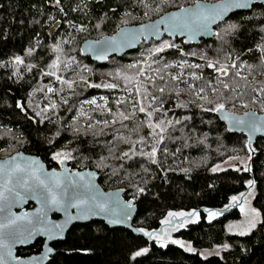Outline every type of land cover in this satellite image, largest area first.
Listing matches in <instances>:
<instances>
[{
	"label": "trees",
	"instance_id": "1",
	"mask_svg": "<svg viewBox=\"0 0 264 264\" xmlns=\"http://www.w3.org/2000/svg\"><path fill=\"white\" fill-rule=\"evenodd\" d=\"M194 1L167 0L164 3L162 0H145L148 4L145 7L140 0H62L60 7L67 13L65 16L57 6H52L55 0H0V60L8 63L7 68L0 69V158L23 151L40 156L51 168L62 164L52 159L54 152H70L74 158L64 161L71 168L93 169L100 174L99 183L104 189L122 187L125 189V198L137 196V213L133 221L135 232L121 228L109 229L100 221L86 225L76 224L68 231L64 241L56 245L58 252L48 264H264V139L259 138L248 146L244 134L229 133L215 112L205 113L197 107V104L207 107L204 101L185 92L182 96H173L164 108L172 110L168 112L167 119L175 121L184 116L192 119L185 121L188 127L172 133L174 141L169 140L168 134L164 133L166 138L157 147H166L167 151L157 152L158 163L152 164L143 156H133L130 160L125 158L122 161L115 156L128 151L130 147L136 152L151 150L154 143L151 138L147 144L138 143L148 129L139 133L131 131L139 121H124L129 125L127 129L116 124L113 127L120 129L129 140V143L119 142L113 138V134H101L102 129L104 133H109L110 129L95 123L97 120L111 121L112 115L102 114L101 108L83 107L85 99L95 97L97 101L107 100L108 107L113 112L117 111L115 101L128 94L125 82L115 79V73L120 71L123 74L127 70V74L135 77L136 70L129 66L139 62L138 66L141 67V46L121 57L113 56L101 64L81 55L82 41L112 34L125 23L134 24L154 19L172 8L189 5ZM85 2L88 7L83 12L72 11L77 4L83 6ZM254 6L249 11L235 12L229 16L227 24L222 22L217 25L216 33L223 34L227 43H223L219 36H213L201 39L198 44H190V47H200L208 58L219 60L222 64L246 61L251 67L241 68L248 80L240 81V92L247 90L246 84L249 87H264V52L255 47L264 44L261 40L264 33L259 30L260 22L264 20V3L258 2ZM149 8H159V11L144 15ZM111 9L116 11L112 12ZM104 13H107V17ZM247 17L253 19L248 20ZM97 23L101 24L99 29L94 27ZM232 23L242 24L243 27L239 32L229 35L225 29ZM70 24L87 25V30L76 31ZM66 39L70 43L62 44V53L51 51L53 44ZM183 46L190 48L186 44ZM246 46L253 50L245 52ZM29 48H34L31 56L27 55ZM16 55L24 59V64L18 66L20 74L9 79L16 70L10 63ZM57 56L62 63L55 70L56 74L65 80L76 81L73 89H68L66 84H62L54 76L42 75L53 71L49 65ZM71 58L75 60L69 64ZM167 60L170 62L169 58H165ZM31 65L35 67L29 71L28 67ZM174 68L178 72L183 71L190 83H199L192 80L189 74L193 71L200 73V69ZM211 71L203 68L205 74ZM162 72L166 73V70ZM168 73L173 74L175 70L170 69ZM80 76L93 84L117 83L119 87L85 88ZM165 80L169 81L167 74ZM157 84L162 85L163 82L157 80ZM48 87L56 91L49 93ZM185 87L184 84L177 85L178 89ZM171 90L172 83L169 81L166 92ZM209 98L216 99L211 95ZM64 99L69 104L76 102V107L66 111L68 105L63 103ZM17 100L28 101L29 116H35L36 112L49 108L48 112L41 113V117H36L43 122L36 124L25 119V115L14 107ZM52 103L57 105L55 109H51ZM181 103L185 105L184 108L179 107ZM226 108L236 113L249 109L260 112L263 110V102L258 98L252 103L248 96H244L235 102V106L229 104ZM119 110L126 114L132 112L130 105L121 106ZM136 115L140 120L146 121L144 114L137 112ZM89 116L92 117L91 121L88 120ZM90 123L92 127H89ZM175 127L180 129L182 126L176 124ZM77 128L79 132L76 131ZM113 145H116V149L114 154H110L108 148ZM232 156L242 160L249 170L244 171L240 167L239 171H210L211 166ZM101 157L105 159L101 161ZM98 164L102 166L98 167ZM249 180L254 181V186L249 187ZM136 186L146 187L150 191L145 196H139ZM248 188L253 194L251 205L261 213L256 228L248 235L240 236L226 230L229 221L240 218L238 208L228 209L213 220L208 219L204 209H222L228 205L232 196L240 195ZM192 210L200 213L199 221L189 222L175 230L173 235L186 241L194 251L189 252L165 240L166 246L161 247L157 240L143 234L154 232L162 236L163 228H171L162 223L169 212ZM141 229L143 232L139 231ZM224 244L229 247L224 249ZM145 247L149 249L148 253L133 261L131 256L134 252ZM36 248H39V243ZM215 248L218 251L214 254L204 256L201 253Z\"/></svg>",
	"mask_w": 264,
	"mask_h": 264
},
{
	"label": "snow or ice",
	"instance_id": "2",
	"mask_svg": "<svg viewBox=\"0 0 264 264\" xmlns=\"http://www.w3.org/2000/svg\"><path fill=\"white\" fill-rule=\"evenodd\" d=\"M61 2L62 0H55V5L59 8V11L64 13L66 16L67 13L64 12V8L60 7ZM162 2L167 3V0H162ZM141 3H144V6L148 7V4L145 3V0H141ZM87 7L88 4L86 2L83 4V6L77 4L76 8L72 9V11L83 12ZM250 7H255L252 5L251 0H219L218 3L212 5L210 8L203 6L197 7L195 9H183L180 13L171 14L166 19L161 18V20L155 24L142 26L138 32H132L130 34L122 33L120 39H117V37L108 38L104 42V45H102L99 49L101 54L97 56V59H105L106 55L103 53H106L109 50L116 52L121 48L134 46V42L138 41L140 36H143L145 40H147L149 37L159 38L161 35L159 31V25L161 24L165 26V31L170 36L186 35L188 37L187 42L189 43L199 35L219 36L223 43H227V41L224 40V35L221 33H213L210 26L216 24L217 21H223L225 24H227L228 21L225 19V17L228 15V13L233 12L234 10L249 9ZM111 11L115 12L116 10L111 9ZM151 11H159V8H149V11H146L143 14L149 15V12ZM85 15L87 16V12H85ZM104 16L107 17V13H104ZM246 19L251 20L253 17H247ZM89 23H91V20H89ZM70 26L79 32L87 30V25L84 24L79 26L70 24ZM94 27L99 29L101 24L97 23L94 25ZM241 27H243L242 24L232 23L228 25V28L225 29V32L230 35L233 32H239ZM259 30L261 33H264V20L260 22ZM53 39H55V37H53ZM261 40L264 41V35L261 36ZM68 43H70V40L68 39L63 40L61 43H55L51 46V51L53 53H62V44ZM99 43L100 42L98 41L97 44ZM255 47L259 51L264 52V44H259ZM167 49H176L181 56L199 55L200 58L205 61L204 65L198 63H189L186 59L181 60L179 63H169L165 61L164 64L165 68L178 67L180 69H184L187 67L189 69H200V73L193 71L189 74L192 80L198 81L199 83H190L189 80L185 78V73L183 71L177 72L175 74L163 73L161 69L157 68L154 70L157 73L156 76L148 75V69L139 67L138 62L137 64L129 66V68H134L136 70L135 77L127 74V70H125L123 74L120 71L115 73V79L123 80L125 82V90L128 94L127 97H122L115 101L117 107L116 112H113V109L108 107L107 100H105L103 105L97 104L95 99L88 101L89 104L95 105L97 108H101L102 114H110L113 116L111 121L107 119L95 121L96 124H103L105 128L110 129L109 133H104L102 129L101 134H113V138L119 142L129 143V140L123 135V133L120 132V129L114 128L113 126L119 124L121 128L127 129L129 125L125 124L124 121H139V123H137L136 126L131 129V131L139 133L145 128L148 129V131L144 132V135L140 137L138 143L147 144L149 142V138L154 141L151 150L148 152H136L130 147L128 151H122L121 155L115 156L116 159L123 161L125 158L130 160L133 158V156H143L146 157L152 164H157V152L159 151L163 153L167 151L166 147L163 149L157 147V145L164 142L166 138L164 133L168 134L167 138L169 140L174 141L175 138L172 136V133L182 131L183 128L188 127V124L185 123V121H191L192 119L188 116L177 118L175 121L172 119H167L168 112L172 110L164 108V105L168 103L173 96H180L185 92H190L198 100H202L208 105L206 107L204 104H197V107H199L201 111L205 113H221L222 119L229 120L235 125H243L253 131L260 130L257 126V121L254 114L249 117V113L246 112L244 115L249 117V119L245 120L225 111L229 104L235 106V102L244 96H248L250 102L252 103H255L258 98L264 102V87H249L246 84L245 87L247 90L245 92L239 91L240 81L248 80V77L244 76L241 72L242 67H251L246 61L240 60L239 63L232 62L228 64H222L219 60H211L203 52L197 53L195 51H190L186 53L182 48H179L171 41H161L160 45L154 49V53L161 54ZM252 50L253 48L247 46L244 48L245 52ZM33 52L34 48H29L27 50V55L31 56ZM74 60L75 58H71L68 63L70 64ZM159 60L160 57L156 56L154 63H159ZM10 63L13 67H15L16 70L12 72L9 79L20 74V68L18 66L24 64V59L20 55H16L11 59ZM61 63L60 57H55V59H53L52 63L49 65L53 71L44 72L42 75L54 76L62 84H66L68 89H73L76 81L65 80L56 74L55 70L60 68ZM7 67L8 63L0 60V69H5ZM33 67H35V65L29 66L28 70L31 71ZM150 67L151 65H149V68ZM204 67L211 69L212 71L205 74L203 72ZM165 74L168 75L169 81L172 83V90L170 92H166L169 81L165 80ZM157 80L163 82V84L158 85ZM80 81L83 83L85 88L104 87L106 89H117L119 87V84L117 83L93 84L83 76H80ZM179 84H184L186 87L183 89H178L177 85ZM129 85L131 86L129 87ZM41 91H43V89H41ZM55 91L56 90L52 87L47 88V92L49 93H53ZM233 93H236L237 95L234 96ZM209 95L214 96L216 99H210ZM63 103L68 105L66 111H71L74 107H76V102L69 104L67 99H64ZM193 103H195V101ZM27 105V100H17L15 101L14 107L23 113L25 115V119H27L29 122L36 124L42 123L43 121L37 120L36 117H41V113L48 112L49 108L46 107L42 109L41 112H36L35 116H29ZM129 105L132 108L131 114H126L125 111L119 110L121 106L127 107ZM243 106L247 107V104H244ZM50 107L51 109H55L57 105L52 103ZM179 107L184 108L185 105L181 103L179 104ZM137 112L144 114L146 121L140 120V118L136 115ZM88 120L91 121L92 117L89 116ZM48 122H51V118L48 119ZM176 124H179L182 127L177 129L175 127ZM92 126L93 125L90 123L89 127ZM37 131H39V129H37ZM76 131L79 132V129L77 128ZM57 136H59V132L57 133ZM115 149L116 145H113L112 147L108 148V151L110 154H114ZM129 152H132L131 156L129 155ZM71 158L74 157H72L70 152L56 151L52 154V159L59 161L60 163H64V160ZM104 159V157H101V161ZM97 166L100 167L102 164H98ZM123 166L124 165L122 163L121 167ZM147 170L148 169H145V171ZM218 170L223 171L224 169H220L219 166L212 168L213 172ZM248 170L249 168L246 166L244 171ZM0 171H3L6 176L5 191L12 193L15 191L17 186L24 190V195H21L20 192H15V195L11 200H9V196L5 195V191H0V201H7L9 203L8 212L10 217L7 224H0V250H3L0 251V264H10V262L13 260L16 262V264H31V261H25L19 257H13L12 244L24 243L28 238L34 236H44L48 241L61 238L60 233L63 231L64 226L54 222L49 224L47 221L49 211H64L67 213L68 208L80 209L81 215L68 217V220L71 221L75 219L86 220L89 218V215H95L98 212H104L109 215H123L125 218H129L130 210L134 208L133 201H127L122 205L117 204V207L120 208L119 213L110 208L109 202L107 200H103L95 194V185L92 183L91 174H89V178H86L79 172L70 175L66 172L64 174V178L61 179V177L56 173L49 174L44 172L43 167L40 166L37 161H31L24 167H21L19 164H15L13 165L12 171H8L4 166H0ZM184 171H187V169ZM237 171H239V169H237ZM12 172H22L24 175L17 177L13 188L9 189L7 188V185L12 183ZM247 183L249 187L254 186V181L252 180H249ZM148 191L150 190L146 187L136 186V192L139 196L147 195ZM249 195H251V193H249ZM26 197L39 200L41 203V208L38 209L34 218L29 217L27 214L12 218L10 205L20 202ZM135 199H137V196L133 197V200ZM247 202L248 200L244 193H241L239 196L234 195L231 197V204L227 205L225 209L227 210V208L239 207L240 211L244 213L245 219L248 222V230L239 231L238 235L240 236L248 235L252 229L256 228L257 222L261 216V213L255 208L246 209L245 205ZM204 211L207 213L209 220H213L223 214V210L218 212L210 209H204ZM168 217L169 219H165L162 221V223L171 224L172 220L179 218L180 223L173 229L178 230L189 222H198L200 219V213L195 210L190 212H169ZM17 221H26L27 225L14 228L13 230L6 233L3 231V229L9 228L12 225H16ZM112 222L117 223L118 221L114 220ZM41 225H44V227H41ZM139 231L143 232L142 229ZM143 234L149 238L157 240L161 247L166 246L164 239L160 235L154 232H143ZM8 241H11V243ZM170 242L173 244H179L180 247L186 248V250L189 252L194 251L190 245H185L181 241L171 240ZM228 247V244L223 245L224 249H227ZM48 251L51 252L52 249L49 248ZM148 251L149 249L147 247L140 249L134 252V254L131 256V259L135 261L137 257L146 255Z\"/></svg>",
	"mask_w": 264,
	"mask_h": 264
},
{
	"label": "water",
	"instance_id": "3",
	"mask_svg": "<svg viewBox=\"0 0 264 264\" xmlns=\"http://www.w3.org/2000/svg\"><path fill=\"white\" fill-rule=\"evenodd\" d=\"M219 0L216 1H206V0H195L192 4L181 6L172 10H169L160 16L146 21V22H141L137 24H131V25H124L119 27L114 33L109 34V35H104L100 38L97 39H86L82 41L80 45V51L81 55L84 57H90L93 61L98 62V63H105L109 58L116 56V57H121L126 53L133 52L135 51L140 44L145 41H150L152 39L154 40H161L163 36L171 37L172 39L174 38H179V39H184L185 43L187 44H198L201 39H210L213 36L210 35H199L197 36L194 40H192L190 43L188 41V37L185 36H170L166 31H165V26L164 25H159V31L161 33L160 37H149L147 40L144 39L143 36L139 37L138 41L134 42V46L131 47H124L121 48L119 51L113 52V51H107L106 53H103L106 55L105 59H97V56L101 54L99 49L101 48L102 45H104V42L111 37H117V39H120L122 33H127L130 34L132 32H138V30L144 26V25H149V24H155L158 21L161 20V18H167L169 15L174 14V13H180L181 10L183 9H195L197 7H211L212 5L218 3ZM252 5L258 2H263L264 0H251ZM52 6L55 7V2L52 3ZM252 7L249 9H243V10H234L233 12L228 13V15L225 17L227 20L229 16L234 14L235 12L239 11H249ZM223 21H217L216 24L211 25V31L213 33H216L215 28L219 23H222ZM100 42L97 44V42ZM226 112L234 114L236 117L241 118V119H249L253 114L255 116V119L257 121V126L260 129L259 131H253L250 130L248 127L243 126V125H235L233 122H230L229 120H224L222 119V114L221 113H215L216 116L219 118V120L226 126V129L229 133H242L247 137V145L251 146L257 139L262 138L264 139V102H263V110L262 111H256L253 109H249L243 113H236L234 111L228 110L227 108L225 109ZM249 113V117H246L244 114ZM31 161H37L40 166L43 167L44 172L52 174L56 173L61 177V179L64 178V174L67 172L69 175L79 172L83 174L86 178H89V174H91V180L92 183L95 185L94 187V192L95 194L103 199L107 200L109 202V207L114 209L117 213L120 212V208L117 207V204L122 205L123 203L127 201H133L134 208L130 210V217L125 218L123 215H109L104 212H98L95 215H89L88 219H75V220H68L69 216H79L81 215L80 209L78 208H68L67 213L64 211H49L48 216H47V221L49 224L51 223H56V224H61L63 225V231L60 233V237L55 240L48 241L46 237L44 236H34L31 238H28L24 243H15L12 244V255H14V251L16 247L19 246H26L29 245L30 243H33L36 239L42 238L44 239V243L42 245V248L39 253L28 256V257H19L25 261H31V264H48L49 261L51 260V257L56 254L57 250L53 249L51 247V244L56 241H63L66 237V234L68 231L71 229L72 226L76 224H90L91 222L95 221H100L103 222L106 227L109 229H125L131 232H135V228L133 227V221L137 213V204L135 203V200L133 198H125V189L122 187H117V188H111V189H104L100 183H99V178L100 174L89 168H84V169H76V168H71L67 163H62L59 168L51 167L49 168L46 164V162L38 155L35 154H30L26 153L23 151H16L6 157L0 158V166H4L8 171H12L13 165L19 164L21 167H24L26 164H28ZM24 173L22 172H12V183H9L7 185V188L11 189L13 188V185L15 184L16 178L19 176H23ZM5 180L6 176L3 171H0V191H5ZM15 192H20L21 195H24V190L17 186L15 188V191L12 193H9L5 191V195L9 196V200L12 199V197L15 195ZM32 203L33 207L27 209L26 207L28 204ZM8 207L9 203L7 201H0V224H7L9 217V212H8ZM41 208V203L37 199H32L30 197H26L20 202L13 203L10 205V210L12 214V218L16 216H24L27 214L29 217H35L38 209ZM118 221L117 223H113L112 221ZM27 222L26 221H17L16 225H12L9 228L3 229V231L6 233L8 231L13 230L14 228L20 227V226H26ZM41 227H44V225H41ZM11 243V241H8ZM51 248L52 251L49 252L48 249ZM3 251V250H0ZM35 258V259H33ZM10 264H16V262L13 260L10 262Z\"/></svg>",
	"mask_w": 264,
	"mask_h": 264
},
{
	"label": "rangeland",
	"instance_id": "4",
	"mask_svg": "<svg viewBox=\"0 0 264 264\" xmlns=\"http://www.w3.org/2000/svg\"><path fill=\"white\" fill-rule=\"evenodd\" d=\"M141 1V0H140ZM206 1H210V0H206ZM213 1H216V0H213ZM127 9H129V8H127ZM172 9H175V8H172ZM144 21V20H143ZM137 23V22H136ZM136 23H134V24H136ZM126 25H131V23H125ZM124 26V25H123ZM102 37V36H101ZM165 41H169V40H165ZM179 48H182L183 50H184V52H190V51H195V52H197V53H201L202 52V49L200 48V47H190V48H184V47H182L183 45H185L184 43H183V45H179V44H177V43H175ZM159 46V45H158ZM157 47V45H151V47H149L151 50H152V52L154 53V49ZM168 50H171V51H176V49H167V51ZM204 53V52H203ZM186 60H190V61H188L189 63H198V64H201V65H203V64H205V61L203 60V59H201L200 58V56L199 55H197V56H191V55H188V56H183ZM144 58L141 56V67H142V65H143V62H144V60H143ZM164 70V69H163ZM166 70V69H165ZM167 73V72H166ZM136 76V75H135ZM180 96H182V95H180ZM92 99H95L96 101H97V99L95 98V97H93V98H90V99H85L84 101H83V107L84 108H97L95 105H91V104H89L88 103V101H90V100H92ZM97 104H100V105H103L104 104V102H101V101H97ZM97 109H100V108H97ZM216 166H219V168L220 169H224V170H226V169H238V168H240V167H243V168H245L247 165L246 164H244V162L241 160V161H239V159L237 158V157H235V156H232V157H228L227 159H225L224 161H221V162H219V163H216L215 165H213V166H211V168H210V171L211 172H213L212 171V168L213 167H216ZM223 170V171H224ZM216 172H221L220 170H218V171H216ZM248 190H250L249 188L248 189H246L244 192H242V193H244L245 194V196L247 197V200H248V202H247V204L245 205V207H246V209L247 208H254L252 205H251V201H252V198H253V194H251V195H249V193H251V191H248ZM248 191V192H247ZM241 194V193H240ZM237 196H239V195H237ZM231 204V199H230V201H229V203H228V205H230ZM231 208H234V207H231ZM231 208H227V210L228 209H231ZM235 208H238L239 209V207H235ZM226 209V207H224V208H222V209H214L213 211H222L223 210V213L224 212H226L227 210H225ZM239 211H240V209H239ZM165 219H169V217H166ZM164 219V220H165ZM192 219H194V218H192ZM259 221H260V219H259ZM258 221V222H259ZM258 222H257V224H258ZM180 223V219L179 218H177V219H175V220H172V223L171 224H167L165 227H171V228H163L164 229V233L162 234V238L165 240V241H171V240H178V241H181L182 243H184L185 245H189L186 241H183V240H180V239H178V238H176V237H174V235H173V233H174V231L175 230H173L178 224ZM247 220L245 219V215H244V213H242L241 211H240V218L238 219V220H234V221H229L227 224H226V230H227V232H229V233H232V234H238V232L239 231H247L248 230V228H247ZM166 229V230H165ZM177 245H179V244H177ZM180 246V245H179ZM184 249H186V248H184ZM218 251V249L217 248H215V249H212V250H206V251H201V253L204 255V256H206V255H210V254H214L215 252H217Z\"/></svg>",
	"mask_w": 264,
	"mask_h": 264
},
{
	"label": "flooded vegetation",
	"instance_id": "5",
	"mask_svg": "<svg viewBox=\"0 0 264 264\" xmlns=\"http://www.w3.org/2000/svg\"><path fill=\"white\" fill-rule=\"evenodd\" d=\"M156 17H158V16H156ZM156 17H154V18H156ZM149 20H152V19H148V20H145L143 22H146V21H149ZM165 40H169V41H171L173 43H177L179 45H183V43H184L188 47H190V44L185 43L184 39H179V38L172 39L171 37H167V36H163V38L161 40L152 39V40L147 41V42L143 41L140 44V46H141V56L144 58L143 59L144 62H143L142 68L148 69V73H147L148 75L156 76L157 73L154 70L157 69V68L161 69V71L163 69H166L167 73L169 72L170 69H172V70H175V73H177L178 72L177 68H174V67L165 68L164 67L165 58H169L170 59V62L167 60V62H169V63H178L181 60H185V58L183 56H181L180 53L177 50L176 51H171V50L167 51L166 50L164 53H161V54H155L152 51H150L151 49L149 47H151V45H157L158 46V45H160L161 41H165ZM182 47H184V46H182ZM156 56L160 57L159 63H154V58L156 59ZM180 57H181V59H180ZM187 61H190V60H187ZM149 65H151L150 68H149ZM175 73H173V74H175ZM241 113H243V112H241ZM64 163H66V162L64 161ZM54 167L55 168H59V166H54ZM31 207H33L32 203L28 204V206L26 208L29 209ZM59 242H62V241H56V242H53L51 244V247L53 249L57 250V252H58V247H56V245ZM37 243H39V248L38 249L36 248ZM43 243H44V239L38 238L33 243H30L29 245L16 247L15 251H14V255H15V257L24 258V257H28V256H31V255L37 254V253L40 252ZM57 252H56V254H57ZM52 257H51V259H52Z\"/></svg>",
	"mask_w": 264,
	"mask_h": 264
}]
</instances>
